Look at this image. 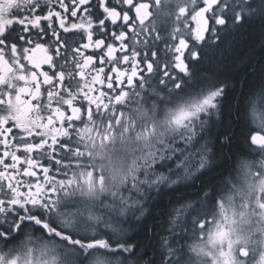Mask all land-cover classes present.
<instances>
[{"label": "snow or ice", "instance_id": "6c2138e0", "mask_svg": "<svg viewBox=\"0 0 264 264\" xmlns=\"http://www.w3.org/2000/svg\"><path fill=\"white\" fill-rule=\"evenodd\" d=\"M11 15L0 264H264V64L248 58L239 96L200 71L246 27L264 53V0H16Z\"/></svg>", "mask_w": 264, "mask_h": 264}, {"label": "trees", "instance_id": "16d2710c", "mask_svg": "<svg viewBox=\"0 0 264 264\" xmlns=\"http://www.w3.org/2000/svg\"><path fill=\"white\" fill-rule=\"evenodd\" d=\"M260 43L257 31L246 27L239 38L233 34V37L220 45L217 53L213 57H208L206 66L200 71L218 79L227 78L230 85L236 89L235 94L239 96L240 83L244 77L247 75L249 80L252 79V76L248 75L250 69L246 68L248 58L252 57L253 64H257V61L264 64V59H261L264 53L261 52Z\"/></svg>", "mask_w": 264, "mask_h": 264}, {"label": "flooded vegetation", "instance_id": "af4514ba", "mask_svg": "<svg viewBox=\"0 0 264 264\" xmlns=\"http://www.w3.org/2000/svg\"><path fill=\"white\" fill-rule=\"evenodd\" d=\"M15 3H16V0H7V3L5 6H0V24L7 23L9 19H15V16L11 15V10L15 6ZM231 37H233V35H226L224 36L223 40L219 42L218 45L207 46L205 48L204 52L202 53L200 69L206 66L208 57H211V56L213 57L217 53L219 46L223 45L226 42V40H229ZM37 55H40V53H37ZM259 106L261 107L260 104ZM57 259H58V264H60V262L64 261L65 259L70 261L71 257L70 256L65 257L63 254H60Z\"/></svg>", "mask_w": 264, "mask_h": 264}, {"label": "rangeland", "instance_id": "374dc122", "mask_svg": "<svg viewBox=\"0 0 264 264\" xmlns=\"http://www.w3.org/2000/svg\"><path fill=\"white\" fill-rule=\"evenodd\" d=\"M236 44H237V42H236ZM257 107L259 108L260 106H259V102H257Z\"/></svg>", "mask_w": 264, "mask_h": 264}]
</instances>
